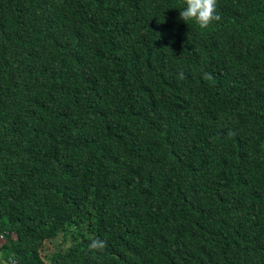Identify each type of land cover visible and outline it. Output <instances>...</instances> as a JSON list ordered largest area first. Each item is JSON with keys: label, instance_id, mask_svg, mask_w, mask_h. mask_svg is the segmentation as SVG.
Returning <instances> with one entry per match:
<instances>
[{"label": "trees", "instance_id": "obj_1", "mask_svg": "<svg viewBox=\"0 0 264 264\" xmlns=\"http://www.w3.org/2000/svg\"><path fill=\"white\" fill-rule=\"evenodd\" d=\"M0 235V264H264V0H0Z\"/></svg>", "mask_w": 264, "mask_h": 264}, {"label": "rangeland", "instance_id": "obj_2", "mask_svg": "<svg viewBox=\"0 0 264 264\" xmlns=\"http://www.w3.org/2000/svg\"><path fill=\"white\" fill-rule=\"evenodd\" d=\"M0 241V245H1ZM68 247V242L66 241V237H64L63 233H61L55 239L45 242L41 249V256L45 257L46 255H50L53 251L66 249Z\"/></svg>", "mask_w": 264, "mask_h": 264}, {"label": "built area", "instance_id": "obj_3", "mask_svg": "<svg viewBox=\"0 0 264 264\" xmlns=\"http://www.w3.org/2000/svg\"><path fill=\"white\" fill-rule=\"evenodd\" d=\"M0 241L2 242L3 241V239H2V236L0 235ZM8 264H15V262L13 261V260H9L8 261Z\"/></svg>", "mask_w": 264, "mask_h": 264}]
</instances>
